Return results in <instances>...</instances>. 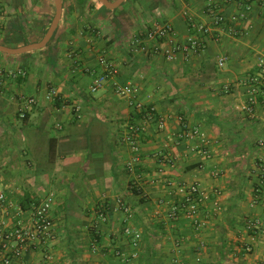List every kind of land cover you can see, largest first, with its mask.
<instances>
[{"label": "crops", "instance_id": "obj_1", "mask_svg": "<svg viewBox=\"0 0 264 264\" xmlns=\"http://www.w3.org/2000/svg\"><path fill=\"white\" fill-rule=\"evenodd\" d=\"M214 3L226 29L199 35L190 18L214 25L207 0H134L118 17L96 0H62L45 47L0 53V230L26 224L47 200L55 223L52 240L10 264H264V0ZM55 14V0H0V44L41 42ZM166 24L176 46L194 35L203 49L167 59L168 45L147 36ZM101 57L118 74L92 92ZM115 82L135 97L117 95ZM22 95L36 100L25 118ZM180 119L207 143L182 139ZM195 182L208 197L199 226L168 219L177 185ZM126 227L140 233L136 245Z\"/></svg>", "mask_w": 264, "mask_h": 264}, {"label": "built area", "instance_id": "obj_2", "mask_svg": "<svg viewBox=\"0 0 264 264\" xmlns=\"http://www.w3.org/2000/svg\"><path fill=\"white\" fill-rule=\"evenodd\" d=\"M228 1V0H223ZM206 13L213 18V26H208L202 23L197 22L194 19L190 18L189 27L192 31L199 35H211L215 32V29H226V18L218 12L217 6L214 3V0H207L206 4ZM229 31L233 33L234 29L229 28ZM148 38L162 39L167 45L168 48L164 50V54L167 59L172 60L176 51H199L203 49L204 45L202 40L198 36H194L189 39L188 43L183 46H176L174 42L175 32L172 26L166 24L162 27L152 28L147 31ZM101 66L106 68L105 73L98 76L92 87V92H97L103 88L107 83L108 79L114 77L118 74V69L113 64H110L105 57H101L99 60ZM224 60L219 61V65H223ZM259 68L260 72L264 75V57L259 59ZM114 92L119 96L135 97L136 88L130 84H119L115 82L113 84ZM226 90L228 88L226 87ZM49 99L59 98L57 91L54 88H51L48 93ZM21 102L24 104L19 111L21 118H25L28 111L36 104L34 97H26L22 95L20 97ZM132 105H135L137 108H141V105L132 100ZM254 104L255 100L253 97L249 99L248 105L245 107V111L248 114L254 113ZM75 111H79V107H75ZM182 125L183 133L181 138L187 141L197 140L201 143H207L206 139L201 135L199 129L189 128L187 124L180 119ZM160 125H164V121L160 120ZM141 128L132 127L131 132L125 138L126 141L132 144V149L136 154L134 161L139 160V148L136 145L135 139L136 135L140 133ZM204 155H208V150L204 149L202 151ZM176 192L181 196L179 199L172 203L167 211V218L171 220H177L181 217H185L192 221L193 224L199 226L198 215L200 213V208L203 202L207 201L208 197L205 191L200 187L198 183H192L190 185L178 184ZM4 200V195L0 193V202ZM51 204L50 200L42 202L34 207L30 221L26 224H18L12 230H0V259L4 264H10L12 257L21 259L26 252L32 246L44 245L55 237V223L50 215ZM101 219L106 220V214L101 213ZM259 220L253 219L248 222V228H258ZM124 233L128 236H131V240L134 245H136L141 238L140 233L135 232L130 227L124 229Z\"/></svg>", "mask_w": 264, "mask_h": 264}, {"label": "water", "instance_id": "obj_3", "mask_svg": "<svg viewBox=\"0 0 264 264\" xmlns=\"http://www.w3.org/2000/svg\"><path fill=\"white\" fill-rule=\"evenodd\" d=\"M100 4H102L106 9L110 11H114L115 9L119 8L126 0H116L111 2L110 0H96ZM56 2V14L52 21V24L47 31L43 40L35 45L27 46L20 49H11L6 46L0 44V53L8 54V55H20L35 49H41L45 47L48 42L51 40L52 36L54 35L55 30L57 29L59 22L62 17V0H55Z\"/></svg>", "mask_w": 264, "mask_h": 264}, {"label": "rangeland", "instance_id": "obj_4", "mask_svg": "<svg viewBox=\"0 0 264 264\" xmlns=\"http://www.w3.org/2000/svg\"><path fill=\"white\" fill-rule=\"evenodd\" d=\"M133 2H134V0L125 1L118 9H116V13H115L116 17H118V15H120V13L123 12V11H125V12L130 11L132 9ZM33 52H34L33 53L34 55L40 54L39 51H37V50L33 51ZM46 58L53 59L54 56L52 54H48L46 56Z\"/></svg>", "mask_w": 264, "mask_h": 264}, {"label": "trees", "instance_id": "obj_5", "mask_svg": "<svg viewBox=\"0 0 264 264\" xmlns=\"http://www.w3.org/2000/svg\"><path fill=\"white\" fill-rule=\"evenodd\" d=\"M96 3H97L99 6L105 8V7H104L102 4H100L99 2L96 1ZM141 111H142L143 114L150 113L149 110H147V109H141ZM142 113H141V114H142Z\"/></svg>", "mask_w": 264, "mask_h": 264}]
</instances>
